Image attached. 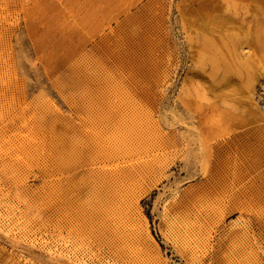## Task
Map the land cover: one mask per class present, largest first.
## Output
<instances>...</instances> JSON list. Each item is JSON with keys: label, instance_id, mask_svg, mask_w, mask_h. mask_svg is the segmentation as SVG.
Segmentation results:
<instances>
[{"label": "rangeland", "instance_id": "374dc122", "mask_svg": "<svg viewBox=\"0 0 264 264\" xmlns=\"http://www.w3.org/2000/svg\"><path fill=\"white\" fill-rule=\"evenodd\" d=\"M0 264H264V0H0Z\"/></svg>", "mask_w": 264, "mask_h": 264}, {"label": "bare ground", "instance_id": "6f19581e", "mask_svg": "<svg viewBox=\"0 0 264 264\" xmlns=\"http://www.w3.org/2000/svg\"><path fill=\"white\" fill-rule=\"evenodd\" d=\"M233 211V210H232Z\"/></svg>", "mask_w": 264, "mask_h": 264}]
</instances>
